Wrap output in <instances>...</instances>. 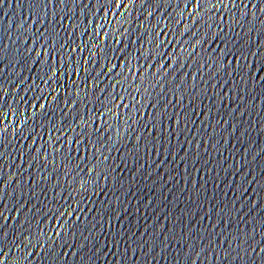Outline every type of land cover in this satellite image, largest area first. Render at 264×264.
I'll return each instance as SVG.
<instances>
[{
    "label": "water",
    "instance_id": "water-1",
    "mask_svg": "<svg viewBox=\"0 0 264 264\" xmlns=\"http://www.w3.org/2000/svg\"><path fill=\"white\" fill-rule=\"evenodd\" d=\"M0 264H264V0H0Z\"/></svg>",
    "mask_w": 264,
    "mask_h": 264
}]
</instances>
